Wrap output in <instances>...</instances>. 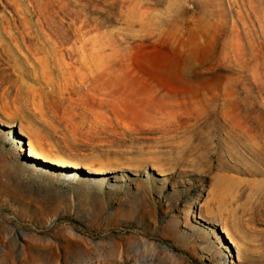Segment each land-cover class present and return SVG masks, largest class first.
I'll return each mask as SVG.
<instances>
[{
  "label": "rangeland",
  "instance_id": "1",
  "mask_svg": "<svg viewBox=\"0 0 264 264\" xmlns=\"http://www.w3.org/2000/svg\"><path fill=\"white\" fill-rule=\"evenodd\" d=\"M0 264H264V0H0Z\"/></svg>",
  "mask_w": 264,
  "mask_h": 264
},
{
  "label": "bare ground",
  "instance_id": "2",
  "mask_svg": "<svg viewBox=\"0 0 264 264\" xmlns=\"http://www.w3.org/2000/svg\"><path fill=\"white\" fill-rule=\"evenodd\" d=\"M28 154L32 156L40 157L43 159H46V157H48L45 153L40 152L39 150H36V149H31V148L28 150Z\"/></svg>",
  "mask_w": 264,
  "mask_h": 264
}]
</instances>
